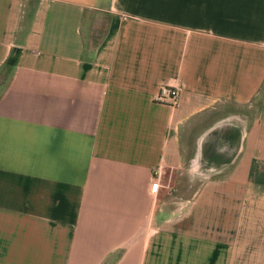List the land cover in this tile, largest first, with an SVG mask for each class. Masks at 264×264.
I'll list each match as a JSON object with an SVG mask.
<instances>
[{"label":"crops","instance_id":"1","mask_svg":"<svg viewBox=\"0 0 264 264\" xmlns=\"http://www.w3.org/2000/svg\"><path fill=\"white\" fill-rule=\"evenodd\" d=\"M1 76L0 264H264V0H0Z\"/></svg>","mask_w":264,"mask_h":264},{"label":"rangeland","instance_id":"2","mask_svg":"<svg viewBox=\"0 0 264 264\" xmlns=\"http://www.w3.org/2000/svg\"><path fill=\"white\" fill-rule=\"evenodd\" d=\"M4 79V77H0V80ZM183 170V169H182ZM211 175L210 172H201L199 174H192L187 171L179 172H164L160 177V180L163 185H165L166 190V205L172 206L173 205V198L174 193L175 195L187 196L193 189L196 184L201 178H205ZM175 186L177 187L175 191ZM182 186V188H178Z\"/></svg>","mask_w":264,"mask_h":264},{"label":"built area","instance_id":"3","mask_svg":"<svg viewBox=\"0 0 264 264\" xmlns=\"http://www.w3.org/2000/svg\"><path fill=\"white\" fill-rule=\"evenodd\" d=\"M179 99V88L170 85H161L153 96L156 102L168 103L172 106L176 105Z\"/></svg>","mask_w":264,"mask_h":264}]
</instances>
